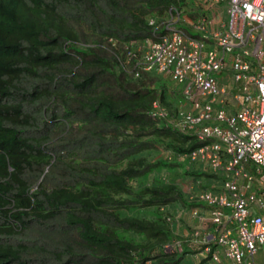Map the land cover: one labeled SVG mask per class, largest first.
<instances>
[{
  "label": "trees",
  "instance_id": "obj_1",
  "mask_svg": "<svg viewBox=\"0 0 264 264\" xmlns=\"http://www.w3.org/2000/svg\"><path fill=\"white\" fill-rule=\"evenodd\" d=\"M192 6L0 0V264L181 263L161 210L198 205L155 175L204 144L153 115L181 96L137 62L165 34L148 20L205 15Z\"/></svg>",
  "mask_w": 264,
  "mask_h": 264
},
{
  "label": "built area",
  "instance_id": "obj_2",
  "mask_svg": "<svg viewBox=\"0 0 264 264\" xmlns=\"http://www.w3.org/2000/svg\"><path fill=\"white\" fill-rule=\"evenodd\" d=\"M208 1L226 2L228 17L210 35L205 21L197 24L214 41L210 49L168 25L167 35L144 42L141 66L184 86L198 113L175 127H199L197 139L206 145L189 159L223 179L221 193L199 195L206 210L193 212L192 242L206 246L209 264H264V0ZM227 64L239 85L231 96L238 107L233 115L223 109L228 94L217 82Z\"/></svg>",
  "mask_w": 264,
  "mask_h": 264
},
{
  "label": "clouds",
  "instance_id": "obj_3",
  "mask_svg": "<svg viewBox=\"0 0 264 264\" xmlns=\"http://www.w3.org/2000/svg\"><path fill=\"white\" fill-rule=\"evenodd\" d=\"M187 1H189V0H187ZM204 5L217 6V7L224 5V7H225L224 11H225V15H226L225 21L227 23L228 17H227V13H226L227 12L226 2L211 3L208 0H206ZM203 13L205 15L197 18L195 21H192L189 18L184 17V15H182V14L180 16V14L179 15L178 14L172 15L171 13H169V15L167 14V17L163 18L161 20V22H159L156 18H150L148 20V25L152 28H158L159 27V28L164 29L165 34L157 36V38L154 40H146V41H157L161 37L167 35L168 34L167 26L172 25V27L175 30L182 32L187 37H189L193 40H197V41L204 43L206 46V49H210L214 45V41L211 39V36L206 37L205 33L196 30V26L199 22L205 21L206 24H208L207 31H208L209 35H210V33L212 34L213 32H215V30L217 28H213V26H214L213 22L215 19H213V18L210 19L207 16V13H205V12H203ZM186 19H189L190 22L194 23L193 28L197 33L201 34L200 39L196 38L195 35H193L194 37H192L191 35L187 34L184 30H182L183 28L181 29L180 26H183L184 20H186ZM151 21L154 23L153 26L150 25ZM223 25L225 26V24H223ZM184 26H186V25H184ZM146 41H144V42H146ZM144 42L141 43L138 47V53L140 54L139 60L137 62L138 69L146 75L167 81L171 85L172 92L177 96L178 95L181 96V97H177L175 99L176 108H177L175 118L169 117L168 114L166 113V111L164 110V108L160 107L158 103H154L152 106L153 115L156 116L155 115V109H154V107L156 106V107H158L159 110H161L164 113V117L163 118L158 117L159 119L165 120L167 122V125L174 128L179 133L186 135V136H190L192 138H195V141L204 144L202 146V147H204L206 144L204 142H200L197 139L196 133L199 131V127H195L191 131H184V130L182 131V130L175 127L176 124L181 122V120L184 118V116H186V115L196 116L198 112L194 109V104H193L194 102L185 98L183 85H179V84L171 81L170 79L164 78V77L159 76L155 73L143 71V68L141 66V60H142V56H143V44H144ZM261 51H262V45H261ZM226 71L230 72L229 78H231L232 84H234L235 86L238 85V84H235V82L233 80L232 73H231V70L229 68V64H227V66L224 68L222 73L225 74ZM221 74H219L218 76H220ZM218 76H217L218 85L220 87L224 88L228 94V99H226V103L229 102V105L227 104L226 107H230L231 109L229 108V111L228 112L226 111V112L228 115H233L236 113L238 107H236L234 102L231 100V96L237 90L235 92L230 91L229 89L234 88V85L232 86V84L230 83V85H231L230 86L227 84L226 81L224 83V86H221L219 84V81H218L219 80ZM135 77H139V75L136 73ZM238 87H239V85H238ZM182 103L187 104L188 107L191 106V109L186 110L185 105H184V109H183L181 107ZM217 107L220 108L219 106H216V108ZM202 147L192 151L191 153H189L187 155H184L183 157L180 156V157H177V159H175V161L177 163L183 164L182 172H179V175H176V172H178V171L174 172L173 174L165 173L164 178L160 179L161 183H163L165 185L173 183L175 185V187H177V181L175 180V178L180 177V176H181V178L186 177L184 180V193H182V194L185 196V198L188 201H194L198 205L197 207H192L190 209H183V208L178 206L182 211H184V217L187 216V218L184 222H183V220L181 221L179 219H176V221L173 220V217L170 216L171 214H169L167 211L171 206L161 210V212L165 215L164 219L166 221L167 228H169L168 229L169 235L171 236V240L169 242L165 243L164 246L162 247V252L165 254H177L179 256L184 255L183 261L186 258V256H192L195 258L197 256H199L197 263L194 261L193 264H209V257H210L209 255L205 254V252H204V250L206 249V246L201 245V244L199 245V244L192 242V240H194L193 234L198 228V222L195 219V217L193 216V212L194 211L202 212V211L206 210L205 204L199 200V195L201 193H211L213 195H217V194L221 193L220 191H221V187L223 184V179L220 178L219 176L213 175L210 168L206 164H204L202 162H198V161L193 162L189 159V156L193 152H196L197 150L201 149ZM160 154H166L167 158L158 159V160H166V161L170 162L171 160L173 161V159H174V156L169 154V153H160ZM184 167H185V169H184ZM185 174H189V175H185ZM191 174L198 175V177L191 176ZM201 175L208 176V178L202 177ZM173 177H175V178L173 179ZM178 190H180V189L178 188ZM172 206H175V205H172ZM263 216H264V214H263ZM175 222H177L178 224ZM180 224L182 226H184V238H183V235L181 234V231H180V229L182 227ZM174 226H175V228H173ZM170 229H173V231L171 232ZM174 230L175 231L177 230V232H174ZM260 257L262 258L263 256H260ZM180 264H182V261Z\"/></svg>",
  "mask_w": 264,
  "mask_h": 264
},
{
  "label": "rangeland",
  "instance_id": "obj_4",
  "mask_svg": "<svg viewBox=\"0 0 264 264\" xmlns=\"http://www.w3.org/2000/svg\"><path fill=\"white\" fill-rule=\"evenodd\" d=\"M201 1V3H202V5H199L200 7H199V10H201V11H203V12H205V13H207L209 10H210V6H207V5H204V3H205V1L206 0H200ZM188 2H190V0L188 1ZM192 7H194V4H193V6ZM190 8H191V6H190ZM221 8H224V5H222L221 6ZM210 19H211V17H209ZM181 28H183L184 29V31L187 33V34H189V35H191V36H193V35H195L192 31H191V29L190 28H188L187 26H180ZM262 53H264V42H262ZM229 71H226L225 72V74L223 75L224 77H226V76H228L229 75ZM226 82H227V84L228 85H230V83L228 82V79H226ZM165 158H167V155L166 154H160V153H158V155L156 156V160H158V159H165ZM184 169H185V167H184ZM164 175L165 174H157V175H155V178H156V180H160L161 178H164ZM176 176V175H175ZM175 177H173V179H174ZM185 178L186 177H182L181 178V176L180 177H177V178H175V180L177 181V187L182 191V193H184V180H185ZM204 181V180H203ZM148 183L149 184H151V181H148ZM133 187H134V190L135 189H137L139 186L137 185V184H134L133 185ZM168 213L169 214H171L170 216H172L173 217V220L174 221H176V219H179V220H183V222L186 220V218H187V216H185L184 217V211H182L178 206H171L168 210ZM166 211V212H167ZM182 213H181V212ZM132 215H135V216H138V214H136V213H131ZM131 214H127L128 216H131ZM168 214V215H169ZM175 223H177V222H175ZM178 224V223H177ZM181 225V224H180ZM182 226V225H181ZM180 227V226H179ZM173 228H175V226L173 227ZM169 229V228H168ZM170 231L172 232L173 231V229H170ZM174 232H177V230L175 231L174 230ZM198 258H199V256H197L196 258L195 257H192V256H186V258L184 259V261L182 260V264H193V262L195 261L196 263H197V260H198Z\"/></svg>",
  "mask_w": 264,
  "mask_h": 264
},
{
  "label": "crops",
  "instance_id": "obj_5",
  "mask_svg": "<svg viewBox=\"0 0 264 264\" xmlns=\"http://www.w3.org/2000/svg\"><path fill=\"white\" fill-rule=\"evenodd\" d=\"M190 3L194 4V8H199L200 7L199 5H202L200 0H191ZM224 9H225V7L221 8V6L220 7L210 6V10L207 12V16L215 19L214 22H213V24H214L213 28H218V27L222 26L223 24H226V21H225L226 20V15H225ZM184 25H186L188 28L191 29V31L195 34V37H197L198 39L201 38V34L197 33L194 30V28H193L194 23L193 22H190L189 19H186V20H184L183 26ZM262 60H263L262 63L264 64V59H262ZM223 75H224V73H222L220 76H218L219 77V80H218L219 84L221 86H224V83H225L226 79H228V82L232 84L231 78H229L230 75H228L226 77H224ZM233 85L234 84H232V86ZM237 88H238V85H236V86L234 85V88L229 89V90L235 92L237 90ZM227 104L229 105V102L226 103V101H225V104H224L225 107H223V109L228 112L230 107H226ZM184 105H185V109L186 110H190L191 109V106L188 107L187 104L182 103L181 107L183 109H184ZM176 175H179V172H176ZM180 231H181V234L183 235V238H184V226L181 227Z\"/></svg>",
  "mask_w": 264,
  "mask_h": 264
}]
</instances>
